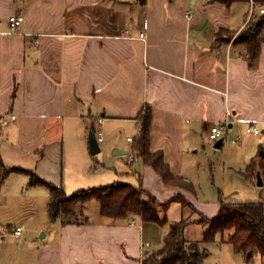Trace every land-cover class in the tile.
<instances>
[{
    "label": "crops",
    "instance_id": "1",
    "mask_svg": "<svg viewBox=\"0 0 264 264\" xmlns=\"http://www.w3.org/2000/svg\"><path fill=\"white\" fill-rule=\"evenodd\" d=\"M249 2L0 0V184L19 174L14 191L25 190L24 204L30 208L19 218L25 225L11 219L5 224L4 229L22 225L23 232L0 235V246L18 247L2 254L4 263L142 264L162 246L168 224L144 221L134 213L103 215L93 199L80 205V223L51 221L46 185L29 184L23 170L3 176V167H18L64 184L66 193L73 190L79 184L65 181V161L75 175H87L88 127L102 135L100 151L124 161L109 158L112 168L102 174L107 183H141L161 202L179 194L191 203L172 201L169 222L198 212L207 217L218 213L221 196L212 202L197 196L193 177L203 171L264 185V149L245 131L252 120L264 133V42L254 59L245 41L234 42L239 34L251 35L245 24ZM13 15L24 17L15 31ZM229 34L235 35L225 41ZM147 107L149 150L162 154L171 173L183 180L179 184H167L135 147ZM229 111L232 122L217 147V140L209 138L210 127L225 121ZM37 193L43 197L36 198ZM254 200L264 202L249 201ZM37 219L34 228L28 226ZM52 229L55 241H38L51 236ZM203 230L200 223H189L185 236L205 253L200 264H208L211 241H203ZM226 238L227 233L221 234L229 243ZM255 255L264 264V255Z\"/></svg>",
    "mask_w": 264,
    "mask_h": 264
},
{
    "label": "trees",
    "instance_id": "2",
    "mask_svg": "<svg viewBox=\"0 0 264 264\" xmlns=\"http://www.w3.org/2000/svg\"><path fill=\"white\" fill-rule=\"evenodd\" d=\"M216 1L230 5L238 0ZM253 1L264 5V0ZM253 17L249 25L251 35L242 36L239 34L234 39V42H246L251 59L258 56L260 45L264 42V13L258 17L256 15ZM150 115V108L147 107L135 147L138 154L156 168L167 184H179L183 180L171 173L162 154L158 151L151 152L149 150ZM3 168V176L12 170H23L29 174V184H42L49 188L50 195L47 209L51 221L59 219L64 224L80 223L82 220L79 205L90 199H96L103 215L117 217L134 213L140 215L144 221H152L160 225L168 224L169 231L163 238L162 246L156 252L147 255L142 264H200L202 261L205 253L199 250L197 243L189 242L185 236L186 227L191 222L190 219L185 217L175 222H169L168 220L166 212L172 201L179 200L183 206L191 205L179 194L161 202L145 190L141 183L133 184L121 180L81 188L68 194L61 184L49 182L35 172L18 167ZM186 185L193 189L190 183L187 184L186 182ZM193 210L196 212L194 208ZM198 213L199 219L196 222L204 227L203 241L210 242L215 239L217 233H227V242L232 244L236 252H242L246 259H250L257 253L264 255L263 201H234L221 198L220 208L215 216L207 217L200 212Z\"/></svg>",
    "mask_w": 264,
    "mask_h": 264
},
{
    "label": "rangeland",
    "instance_id": "3",
    "mask_svg": "<svg viewBox=\"0 0 264 264\" xmlns=\"http://www.w3.org/2000/svg\"><path fill=\"white\" fill-rule=\"evenodd\" d=\"M259 7V6H257ZM251 8V2L248 3L247 8V15L249 14V10ZM256 17L260 16L258 9L255 8ZM247 17V16H246ZM254 17H252L253 19ZM254 21V20H253ZM249 21L246 26L249 27L250 25ZM235 34H229L225 41H231L233 36ZM262 130V128L260 127ZM90 131V128H86L84 130V134L86 137H88V133ZM253 138H257L259 140V143L262 145L264 149V133L256 134H250ZM74 153V152H73ZM115 159L117 155H112L110 153H105L104 151H99L95 154H89V161L86 166V173L87 175L83 178L82 175H75L72 170L68 169V161H65V168H64V179L65 181H76L78 182L79 186L71 190V187L67 193H72L77 188H88V187H94L98 186L102 183H107L109 181H106L105 176H102L104 171L107 169L112 168V163H110V159ZM122 158V156L118 155L117 159ZM124 163L123 160L120 159V163ZM78 172V171H77ZM204 172V171H203ZM199 173L198 175H194L193 177V184L197 190V196L200 199H204L206 201H215L219 199L221 196L229 197L230 200H238V201H249L253 199H263L264 200V185H256L249 182L246 175L244 176L248 180V184H245L243 180L241 179V176L232 175V174H225L223 172H218L216 174L214 173ZM196 174V173H194ZM18 175V176H17ZM13 178H10V176H7L4 181L1 183L2 186L4 185L3 191L0 193V233H6L4 230V227H6V223L11 222L13 223H24V221H19V218L22 216H25L30 212V208L24 204L26 201L25 199L26 193L25 190L16 192L14 190H18L19 186V180H15L16 177H19V174H17ZM91 178V179H90ZM18 179V178H17ZM97 180V181H96ZM80 181V182H79ZM111 182V181H110ZM240 182H243V185H240ZM0 184V185H1ZM67 184V183H66ZM215 185V186H214ZM62 187H65L64 184ZM41 189L45 190V187H41ZM41 190V191H43ZM36 198L43 197V194H36ZM36 200V199H35ZM95 202L96 199H93ZM28 205V204H27ZM81 205V204H80ZM79 205V208H80ZM38 206V204H37ZM39 209V208H38ZM80 212V210H79ZM192 212H195L194 210ZM194 218L191 216H188L187 218L190 219V223H194L199 219L198 214H193ZM38 219L35 221H29L28 226L29 227H35ZM25 225V223H24ZM3 226V227H2ZM42 233L39 232V236ZM52 235H48L47 237L39 238V242L42 241V243H51L55 241V230L52 229L50 231ZM11 233H7L6 237H9ZM9 239V238H7ZM10 242V240H6ZM197 247H199L197 245ZM201 249V248H200ZM207 249L209 250V255L206 257L205 262L208 264H262V260L260 256L255 255L251 257L250 259H246L243 257L240 253L236 252L232 246V244L224 243L221 240V234L217 233L215 236V239L211 241L207 245ZM18 251V247L15 246V244H4L0 246V257L3 253H7L10 251ZM0 264H6L3 262V259L0 258Z\"/></svg>",
    "mask_w": 264,
    "mask_h": 264
},
{
    "label": "built area",
    "instance_id": "4",
    "mask_svg": "<svg viewBox=\"0 0 264 264\" xmlns=\"http://www.w3.org/2000/svg\"><path fill=\"white\" fill-rule=\"evenodd\" d=\"M251 2V8L249 10V14L246 17V21L245 24H247L254 15H256L255 13V8L258 9L259 14H263L264 13V5H261L259 3H255L253 0H250ZM259 6V7H257ZM188 17L191 16V12L188 11L186 14ZM24 17L23 15H13L10 17V26H11V30L15 31L17 30L19 24L23 21ZM12 118H14V115H11ZM232 118L233 115L232 113L229 111L228 112V117L227 119H225V121L221 122V123H216L213 124L210 127V131H209V138L212 139L213 141H216L220 138H223L222 136L226 133L227 129L229 128V124L232 122ZM2 119V118H1ZM99 121H101V119H99ZM245 131L247 133H253V134H260L261 133V129H260V125L258 124L257 121H247L246 126H245ZM129 139H131V137H128ZM102 139V135L99 134L97 135V140H101ZM133 223V221H131V224ZM6 231V233H11V235L19 237L22 235L23 232V226L22 225H16L14 227H12L11 229H4ZM1 236H4V233H0ZM148 244V242H146Z\"/></svg>",
    "mask_w": 264,
    "mask_h": 264
},
{
    "label": "water",
    "instance_id": "5",
    "mask_svg": "<svg viewBox=\"0 0 264 264\" xmlns=\"http://www.w3.org/2000/svg\"><path fill=\"white\" fill-rule=\"evenodd\" d=\"M249 32V30H245V33ZM88 143H89V150L91 154H95L100 151L99 142L97 140V136L95 133V129L92 127L89 131L88 135ZM222 143V138L218 139L215 143V146L219 147ZM258 184H262L261 175L258 174Z\"/></svg>",
    "mask_w": 264,
    "mask_h": 264
}]
</instances>
